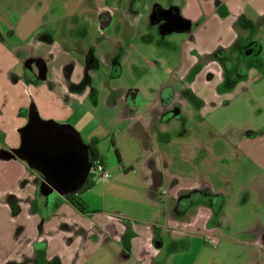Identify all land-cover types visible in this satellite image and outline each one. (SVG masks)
Segmentation results:
<instances>
[{"label":"crops","instance_id":"crops-1","mask_svg":"<svg viewBox=\"0 0 264 264\" xmlns=\"http://www.w3.org/2000/svg\"><path fill=\"white\" fill-rule=\"evenodd\" d=\"M158 38L175 54L164 56ZM219 53L233 67L230 89ZM163 60L174 63L171 79L144 88L130 81L146 67L155 76ZM263 67L264 0H0V152L46 132L70 154L72 186L90 144L109 173L103 182L95 175L102 203L93 207L91 167L78 212L65 195L40 191L44 176L28 161L0 159V209L22 232L0 264H92L100 250L124 264H182L180 255L199 254L208 237L213 247L233 243L220 215L233 183L210 161L249 162L257 174L242 193L264 207V123L240 129L224 154L211 148L205 119L230 91L261 86ZM108 199L139 213L107 210ZM234 232L247 264H264V223Z\"/></svg>","mask_w":264,"mask_h":264},{"label":"rangeland","instance_id":"rangeland-1","mask_svg":"<svg viewBox=\"0 0 264 264\" xmlns=\"http://www.w3.org/2000/svg\"><path fill=\"white\" fill-rule=\"evenodd\" d=\"M160 36L161 35L158 31V34L155 37ZM168 36L179 43L180 37L183 35H177L173 33ZM156 45L162 48L164 56L172 55L176 52V45H165L160 40V38H158ZM247 52L248 50L243 52V54L246 55ZM217 55L216 56L218 57V60L221 61L225 71V87L230 89L237 83L234 71H232L233 67L230 66V62L225 61V57L221 58V56H219L220 53ZM247 57L248 56L245 58ZM249 59L248 62L250 63ZM148 60L150 63H152L150 58H148ZM173 65V62L163 60L156 65V77L153 75L152 71L149 70V67H146L147 69L145 70L136 71L135 77L130 78V81H137V86L142 88L150 85L155 87L154 85L158 84L160 80H164L167 77L166 74L169 70H171ZM101 73L102 70L100 71V74ZM259 73L264 75V67ZM168 78L171 79V77H167L166 79ZM261 86L259 84H255L249 89L243 90H239L237 87L233 92L230 91V93L227 94L225 98V104L227 105L223 104L222 106V99L219 101V104L216 103V109L210 111L211 113L205 119L206 122L210 123L209 138L207 140L209 143H211L212 149L222 151L224 154L228 153L233 150V148H235L234 139L239 133L240 129L249 126L255 127V125L264 123V81L261 82ZM146 96H150V93L146 92ZM193 120L197 121L198 117L194 115ZM85 131H87V129ZM85 131L84 133L86 134ZM88 131H90V129H88ZM103 133L104 131L102 127H100L98 130V135L101 137ZM240 160H242V158L239 156L238 158L235 157L233 159L226 157L222 161H210V165L212 167L217 166V168L221 170H227L228 180L233 183L231 187L225 188V192L229 193L230 196L225 197V205L220 211V215H222L221 222L223 225L222 234L226 235L225 238L233 243L220 244L218 247H213L209 244H206V247L202 249L199 254L192 252L188 255H180L182 264H190L191 260L197 257V255L201 264H247V258L250 256V252L247 249L240 247L238 244H235V242L244 239V237H242L240 234H236L234 231L254 225L258 221L264 223V207L261 208L257 204L253 195L247 196V191L242 193L243 190L241 188L251 186V178L257 174V171L249 162L242 161L241 163ZM238 168H242V171ZM236 170H239V172ZM95 175L96 174L93 170L90 171L89 176L93 181ZM100 184L101 183L97 181L93 182V191H91L92 195L88 197V203L93 207H100V204L102 203V197L99 191L101 186ZM113 200L115 199L107 200V210L117 207V209L125 213H139V207L135 203L122 201L120 205H114L113 202H111ZM54 210L55 207L52 208V212H54ZM59 212L64 213V209L60 208ZM7 217L6 211L0 209V241L2 244L0 246L1 258L7 255L6 251L9 250L11 240L19 242L21 241L22 236V232L19 231V224H13ZM229 226L234 228V230L231 231L232 234H230L228 229L231 228ZM24 229L26 232V228ZM219 237L221 238L223 236L220 234ZM2 248H4V251H2ZM119 260L116 261L108 258L105 256L103 251L100 250L91 263L124 264V262L121 260V256L119 257Z\"/></svg>","mask_w":264,"mask_h":264},{"label":"water","instance_id":"water-1","mask_svg":"<svg viewBox=\"0 0 264 264\" xmlns=\"http://www.w3.org/2000/svg\"><path fill=\"white\" fill-rule=\"evenodd\" d=\"M54 140L50 134L39 132L35 134V139H31V141L23 138L19 150L0 152V159L2 160L14 157L24 159L29 164H32V167L39 170L44 176L40 191L47 197L75 192L83 185L87 173L91 169V163L88 162L80 166L79 173L85 167L84 172L75 180V184L72 186L68 179L72 180L75 178L74 173L72 174L74 172L72 171L74 163L70 160V154L67 155L61 149L59 150V146ZM60 154L63 155L60 156ZM76 183H78L77 186Z\"/></svg>","mask_w":264,"mask_h":264},{"label":"trees","instance_id":"trees-1","mask_svg":"<svg viewBox=\"0 0 264 264\" xmlns=\"http://www.w3.org/2000/svg\"><path fill=\"white\" fill-rule=\"evenodd\" d=\"M86 149L88 151L89 157H90V163L91 166L94 167V163L96 161H99L103 164L104 168H106L105 163L103 159L97 154L93 144H90L89 146H86ZM116 158L119 159L118 154L116 153ZM89 185L88 183H85L80 189L76 190L75 192L68 193L64 196L66 201L73 207L75 208L78 212L83 211V206L80 203L78 196L83 192L84 190L88 189Z\"/></svg>","mask_w":264,"mask_h":264},{"label":"built area","instance_id":"built-area-1","mask_svg":"<svg viewBox=\"0 0 264 264\" xmlns=\"http://www.w3.org/2000/svg\"><path fill=\"white\" fill-rule=\"evenodd\" d=\"M92 167V166H91ZM92 170L96 174V179L100 182L105 181L106 179L109 178V173L106 168H104L103 164L99 161H96L94 163V167H92ZM207 241L210 243V245H215L216 240L213 237H208Z\"/></svg>","mask_w":264,"mask_h":264}]
</instances>
